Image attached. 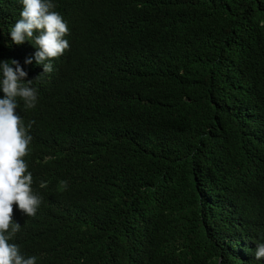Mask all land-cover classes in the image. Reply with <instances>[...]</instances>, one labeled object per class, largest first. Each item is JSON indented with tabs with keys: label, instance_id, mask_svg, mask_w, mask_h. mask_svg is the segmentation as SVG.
<instances>
[{
	"label": "trees",
	"instance_id": "16d2710c",
	"mask_svg": "<svg viewBox=\"0 0 264 264\" xmlns=\"http://www.w3.org/2000/svg\"><path fill=\"white\" fill-rule=\"evenodd\" d=\"M52 2L69 48L43 73L0 0V61L37 90L15 113L41 202L13 204L9 243L35 264H264V0Z\"/></svg>",
	"mask_w": 264,
	"mask_h": 264
},
{
	"label": "clouds",
	"instance_id": "9594fccd",
	"mask_svg": "<svg viewBox=\"0 0 264 264\" xmlns=\"http://www.w3.org/2000/svg\"><path fill=\"white\" fill-rule=\"evenodd\" d=\"M20 3L22 11L11 28V40L17 45L32 41L37 49L36 64L42 65L43 73H51V61L69 48L64 39L69 33L68 26L61 15L52 10L55 7L52 0H20ZM34 31L39 34L34 36ZM24 64H32V59L26 58ZM27 75L19 61H0V91L4 93V98H0V264L36 262L35 256L25 257L18 245L9 243L21 229L12 219L13 204L26 216H34L41 202L40 197L32 193V174L27 172L23 159L32 140L28 129L34 121L25 128L21 117L15 113L17 98L26 109L34 108L37 101V90L31 87L32 80L26 79ZM254 255L256 260L264 257V243L257 245Z\"/></svg>",
	"mask_w": 264,
	"mask_h": 264
}]
</instances>
